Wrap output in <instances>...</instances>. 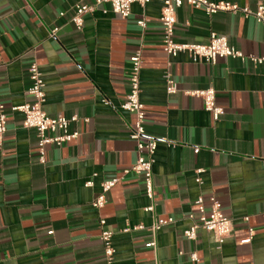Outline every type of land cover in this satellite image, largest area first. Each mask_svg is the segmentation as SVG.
Masks as SVG:
<instances>
[{"label": "crops", "instance_id": "crops-1", "mask_svg": "<svg viewBox=\"0 0 264 264\" xmlns=\"http://www.w3.org/2000/svg\"><path fill=\"white\" fill-rule=\"evenodd\" d=\"M212 1L251 12L258 2ZM78 3L92 6L80 28L71 21ZM161 7L159 1L134 2L122 18L108 3L92 0H0V104L6 115L0 264H104L101 219L113 232L114 264H264V60L253 61L264 57V24L240 11L206 15L183 3L175 11L176 42L206 43L215 33L243 54L194 62L185 52H163ZM138 49L144 133L156 140L152 200L142 176L124 172L138 156L130 137L134 115L120 107L129 91V57ZM32 63L43 79L42 109L49 116H76L69 130L78 133L61 146L46 145L43 162L36 131L11 109L32 101ZM167 78L176 84L173 93L166 91ZM208 87L223 109L218 119L189 94ZM114 176L119 180L95 208L101 183ZM198 196L206 211L215 197L232 219L231 234L220 244L202 228L194 239L182 235L198 221ZM151 203L153 211H145ZM168 217L172 222L156 231L153 249L150 227ZM138 224L143 227L123 231Z\"/></svg>", "mask_w": 264, "mask_h": 264}, {"label": "built area", "instance_id": "built-area-1", "mask_svg": "<svg viewBox=\"0 0 264 264\" xmlns=\"http://www.w3.org/2000/svg\"><path fill=\"white\" fill-rule=\"evenodd\" d=\"M150 1H159L162 5L160 12V21L163 26V47L162 50L169 56H175L178 53L185 52L194 62L202 61L207 64H213L220 57L241 58L243 54L232 47L225 36L211 33L206 43H179L173 39L175 11L183 3L201 9L206 15H212L218 12H237L240 11L245 15H252L258 22L264 24V0H258L254 12L247 7H239L235 3L228 1H212V0H92L94 5L108 3L114 13L125 18L130 13V6L137 2L145 5ZM92 6L85 3H78L74 7L72 23L80 28L83 23V14L91 11ZM137 23L141 26L145 25L144 19H140ZM54 29L51 34L54 33ZM264 57L253 58V61L260 62ZM130 74H129V91L125 99L120 103V107L134 115V122L131 127L130 137L136 141V149L138 156L129 169L124 172L132 171L143 178L145 193L153 199V154L156 148V140L147 137L144 133V105L140 101L141 87L139 83L141 69V51L138 49L130 57ZM28 74L31 81L27 93L32 97V101L25 102L20 105L13 106L12 110L20 111L23 114V126L32 128L37 134V150L40 162L44 161V151L46 145L61 146L63 143L69 142L77 138L76 131L69 130L71 121L76 120V116L66 117L63 115L49 116L42 109L45 100L43 91V79L41 72L36 63H32L28 67ZM177 90L175 82L171 78H167L166 91L173 93ZM189 94L200 97L203 107L208 111L213 119H218L223 113L222 107L217 105L215 100V90L208 87L201 90L189 91ZM6 130V115L4 107L0 104V143ZM202 172L197 169V175ZM119 180L114 176L104 180L101 183V192L92 201V205L99 209L105 203L106 192L113 187ZM196 181L200 182V178L196 177ZM86 186L92 185V180L85 182ZM210 207L206 211L202 196H198L195 200L197 206L198 221L192 220V223L183 229L182 235L187 239H194L198 228L205 229L214 235L217 243H222L232 231V219L225 215L220 207L219 201L215 197H210ZM154 204L151 203L145 207V211H153ZM192 218V216H190ZM105 221L100 220L101 231L99 239L103 248L104 264H114V247L112 245L113 232L104 227ZM172 222V217L166 219H155L150 227L153 234L149 245L156 248V231L166 223ZM141 224L133 227H125L124 232L131 229H141ZM251 232V231H250ZM191 259L197 260L195 254H191Z\"/></svg>", "mask_w": 264, "mask_h": 264}]
</instances>
